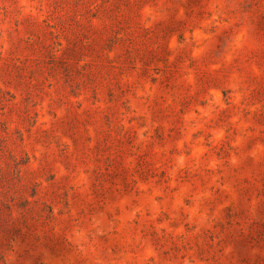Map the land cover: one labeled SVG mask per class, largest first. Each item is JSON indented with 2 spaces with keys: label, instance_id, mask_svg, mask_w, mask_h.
I'll return each mask as SVG.
<instances>
[{
  "label": "rangeland",
  "instance_id": "374dc122",
  "mask_svg": "<svg viewBox=\"0 0 264 264\" xmlns=\"http://www.w3.org/2000/svg\"><path fill=\"white\" fill-rule=\"evenodd\" d=\"M0 264H264V0H0Z\"/></svg>",
  "mask_w": 264,
  "mask_h": 264
}]
</instances>
